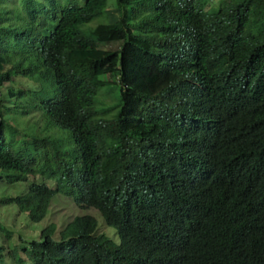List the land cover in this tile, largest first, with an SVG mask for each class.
<instances>
[{"label":"trees","instance_id":"16d2710c","mask_svg":"<svg viewBox=\"0 0 264 264\" xmlns=\"http://www.w3.org/2000/svg\"><path fill=\"white\" fill-rule=\"evenodd\" d=\"M8 3L0 0V176L27 187L0 203L30 222L57 193L80 210L61 230L50 223L12 246L14 264H222L220 245L233 247L248 201L264 211V0H116L112 18L107 0ZM105 12L108 22L90 25ZM229 103L249 112L262 146L231 128L241 151L217 148L226 165H216L240 186L220 193L222 214L208 202L188 216L176 202L192 185L183 165L202 166L209 150L192 148L213 120L224 147ZM33 112L44 125L27 130L21 119ZM87 210L116 237L97 232ZM256 228L240 230L233 264H264V224Z\"/></svg>","mask_w":264,"mask_h":264},{"label":"clouds","instance_id":"9594fccd","mask_svg":"<svg viewBox=\"0 0 264 264\" xmlns=\"http://www.w3.org/2000/svg\"><path fill=\"white\" fill-rule=\"evenodd\" d=\"M249 101H250V98H246L247 106H248ZM227 107L228 108H226L224 118L221 119V121L225 125V128H230L229 133H228V139L224 138L225 139L224 147H221L220 142H219V136L218 137L216 136L215 120L205 125L204 123L199 122L200 124L204 125L201 128L203 133L199 138L196 139L197 141H195V144L193 145L192 149L203 148V149H208L209 151L206 152L202 156V158L204 157L202 160V166L201 164L183 165L184 171L192 173V180L190 183L192 185L190 188H188L189 191L187 193L178 194L176 202L179 207V210L184 212L188 216L192 215L194 217H197L199 213L205 214L207 208H204L203 204L208 203V202L213 203L214 206L217 208V210L222 214L224 211V207H223L222 202L219 199L220 193L227 186L233 189L238 188L240 186L239 182L235 178L229 177V176L235 175L234 172L226 170L223 174H220L218 167L216 165V163L226 165L222 162V161H225L224 156L217 153L216 151L217 148H233L238 151H241L239 142L234 138L231 132V128H234L237 131L241 141L242 139L247 140L250 143V145L254 146L256 149L257 148L260 149V147L262 146L261 142L257 139L256 133H255V125L257 124L253 123L249 112L244 113L240 107L233 105L231 103H229ZM36 114H38L39 117H37L33 121H35L36 123L39 124L40 127H42V125H44V117L43 116L40 117L39 112H33L29 114V116H25V117H28L31 119L30 116H34ZM196 131H198L197 126L195 127L194 132ZM258 149L257 151H259ZM179 154L180 156H183V157H186V156L190 157L186 154H182V153H179ZM208 158H211L210 162L206 161ZM38 177H41V176H36V179ZM46 181H52V180L43 178V181L41 182H45L48 186L54 187L55 185L54 183L53 185H49ZM61 195H64V194H61ZM71 200H72V197H71ZM190 200H194V202H191ZM262 209L263 207L256 206L255 200L251 198L246 204V206L244 207V209L242 210V212L239 213L240 217H239L237 226L236 228H234V231L233 230L231 231V235L233 233V238H232V241L234 242L233 247L229 248L228 246L220 245V247L223 248V254L221 257L222 264H233V260L236 261L237 259L236 252H239L242 242L246 238V234L241 233L240 230L249 228L247 232V234H249L252 230L257 229L256 228L257 225L263 227L264 211H262ZM48 211H49V206H48ZM241 221L243 222L239 224ZM50 223H55L57 225V231L61 230L64 227V226L59 227L55 221L48 222L45 226H47ZM40 231H39V234H40Z\"/></svg>","mask_w":264,"mask_h":264},{"label":"rangeland","instance_id":"374dc122","mask_svg":"<svg viewBox=\"0 0 264 264\" xmlns=\"http://www.w3.org/2000/svg\"><path fill=\"white\" fill-rule=\"evenodd\" d=\"M9 3L10 8H16L17 10H21V3L20 0H7ZM215 1V0H213ZM116 8V0H107V11L109 14H111L112 17H117L119 12L114 11ZM110 20V17L107 15V12H105L101 17L95 18L90 22L91 26H95L98 23H104L108 22ZM105 78H108L106 75ZM115 76L111 77V80H115ZM113 88V95L112 98L108 99V102L113 103L115 101V97L117 98V93H119V86L117 84H113L111 86ZM114 96V98H113ZM28 117H22L21 121L24 123L23 127H27V130L32 129V126L40 127L38 123H36L35 120L38 117V114L34 116ZM29 127V128H28ZM25 132V131H24ZM0 176V195L1 194H9L12 196H16L19 194H22L26 187L27 182H18L14 183L11 186H4V179ZM37 182L43 181V178L38 177L36 179ZM49 185H53V181H46ZM86 212H89L93 214L97 221H98V227L96 228L97 232H106V231H112L111 228L106 226L104 224V221L100 214L96 210H87ZM80 213V210L77 209L74 205V203L71 200V197L56 194L50 205H49V211L47 215L39 222H30L26 214L20 213L17 210V207L14 204H1L0 203V225L6 228L10 233V238L7 239L5 236V233L0 230V245L3 247L2 253H3V260L1 264H14V261L10 255L11 247L16 245L18 250H21V247L23 246V240L28 241L30 239H34L38 237L39 231L48 223L51 221H55L59 227H62L66 224L67 221H69L74 215ZM112 238L116 237L114 235H111ZM23 239V240H22ZM9 244L11 245L9 247Z\"/></svg>","mask_w":264,"mask_h":264}]
</instances>
